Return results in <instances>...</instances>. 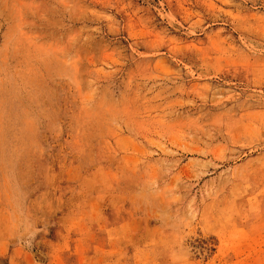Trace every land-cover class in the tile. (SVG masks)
<instances>
[{
  "label": "rangeland",
  "instance_id": "obj_1",
  "mask_svg": "<svg viewBox=\"0 0 264 264\" xmlns=\"http://www.w3.org/2000/svg\"><path fill=\"white\" fill-rule=\"evenodd\" d=\"M0 264H264V0H0Z\"/></svg>",
  "mask_w": 264,
  "mask_h": 264
}]
</instances>
